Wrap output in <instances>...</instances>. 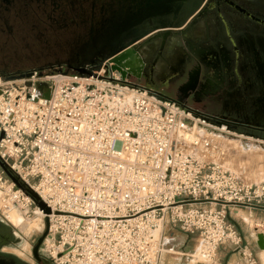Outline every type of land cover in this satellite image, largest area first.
<instances>
[{
	"label": "built area",
	"instance_id": "1",
	"mask_svg": "<svg viewBox=\"0 0 264 264\" xmlns=\"http://www.w3.org/2000/svg\"><path fill=\"white\" fill-rule=\"evenodd\" d=\"M112 64L83 68L95 77L35 70L0 83V162L50 214L1 164L0 209L31 212L43 232L47 219L55 264H161L175 231L197 236L211 262L228 244L253 264L232 215L264 210V183L225 167L223 130ZM42 82L49 99L38 98Z\"/></svg>",
	"mask_w": 264,
	"mask_h": 264
},
{
	"label": "flooded vegetation",
	"instance_id": "2",
	"mask_svg": "<svg viewBox=\"0 0 264 264\" xmlns=\"http://www.w3.org/2000/svg\"><path fill=\"white\" fill-rule=\"evenodd\" d=\"M15 1L0 0V8L8 11ZM258 1L26 0L41 5L49 26L73 34L49 68L75 73L134 47L130 54L141 68L131 73L136 83L183 103L225 135L264 140V9L253 6ZM40 238L32 260L23 259L7 250L22 238L3 228L0 256L5 264H55L46 237L35 252Z\"/></svg>",
	"mask_w": 264,
	"mask_h": 264
},
{
	"label": "rangeland",
	"instance_id": "3",
	"mask_svg": "<svg viewBox=\"0 0 264 264\" xmlns=\"http://www.w3.org/2000/svg\"><path fill=\"white\" fill-rule=\"evenodd\" d=\"M40 6L37 2L28 3L26 0H16L10 10L7 11L4 7L0 8V83L20 80L25 78L20 76L27 75L35 70L54 71L56 70L55 68H49L48 66L55 65L57 63L55 60L64 56V45L73 37V34L64 32L57 27L52 28L49 26L44 10ZM253 6L264 9V2L259 0L253 3ZM52 8L54 7L50 6L48 11L51 12ZM142 51L141 54L145 56V50ZM125 54H121L113 61V70L119 76H125L136 83L131 70L122 64L127 59V57L124 58ZM217 139L223 140H221L220 144L225 151L223 163L226 168L237 175L243 182L264 183V151L257 150L260 147L264 148V140L256 138L246 139L237 133L230 136L222 134V136H217ZM241 147L242 149L248 148V152L242 151ZM237 148L241 149L240 152H238ZM246 153L253 155V157L251 158ZM246 157L251 159L246 160ZM235 160L237 163H235ZM22 211L29 219L37 218L31 212ZM6 212L8 211L0 209V218L5 222H9L5 217ZM236 214L232 215V219L239 225L241 234L245 236L246 244L250 247L253 246V264H264V257L256 256L259 253L257 236L264 234V225L261 227L258 222H255L254 217L252 222L249 214L245 213L244 210H239ZM246 217L249 221H246ZM12 224L16 228L9 225L17 231L22 239L16 246L7 248V250L23 259L32 260L30 256L31 248L43 231L36 228L32 231H22L16 223L13 222ZM166 237L170 247L167 254L164 255L161 264H205V262L199 261L197 236H190L180 231H175L167 232ZM249 246L248 248L251 250ZM46 247L49 249L48 243ZM222 247H227L226 250L229 256H219L216 253L214 260L210 264H225L227 259H229L230 264H247L242 255L240 256L241 261L233 262L232 255L234 254V249H236L234 246L225 245Z\"/></svg>",
	"mask_w": 264,
	"mask_h": 264
},
{
	"label": "water",
	"instance_id": "4",
	"mask_svg": "<svg viewBox=\"0 0 264 264\" xmlns=\"http://www.w3.org/2000/svg\"><path fill=\"white\" fill-rule=\"evenodd\" d=\"M134 53L135 49L134 47H131L127 52H125L126 54L124 55V58L129 55L130 53ZM78 73L81 76H93L95 77V75L93 74V72H91L90 70H85V69H80L78 70ZM31 73L27 74V75H22L20 77H30ZM37 86L40 87V93L38 95V98H45V99H49L51 97V89H50V85L49 83L46 82H42L39 83ZM35 98V99H38ZM1 167L3 168V170L5 171V173L7 174V176L21 189L23 190L24 193H26L27 195L31 196V198L35 201V203L37 204V206L40 208V210H42L44 212V214L49 215L50 214V209L40 200V198L38 197V195L36 193H34L32 190L29 189V187L22 182V180L16 175L14 174L7 166L3 165L1 162ZM3 228H6L8 230V232L13 231V229L8 226V225H4L3 220L0 218V235L3 232ZM48 234V220L46 219L45 221V230L44 232L41 234V238L38 242L37 248L35 250V252L37 251L38 247L41 245L43 239L45 237H47ZM257 245L258 247L264 251V234H259L257 236ZM0 264H5L4 260L1 258L0 256Z\"/></svg>",
	"mask_w": 264,
	"mask_h": 264
},
{
	"label": "bare ground",
	"instance_id": "5",
	"mask_svg": "<svg viewBox=\"0 0 264 264\" xmlns=\"http://www.w3.org/2000/svg\"><path fill=\"white\" fill-rule=\"evenodd\" d=\"M127 59L122 63L126 68H129L131 70V72L135 73V74H139V71L141 68L138 67V62L139 60H136V58L133 56V54H129L126 56ZM143 64V63H142ZM36 93L39 94L40 93V87L39 86H36ZM223 130V129H222ZM222 140V139H221ZM221 140L220 139H217V142L221 143ZM223 141V140H222ZM226 143V142H225ZM240 148V147H239ZM239 148H237V150H239ZM242 149V147H241ZM240 149V150H241ZM240 150L238 152H240ZM257 150H263L264 151V148L263 147H260L258 148ZM242 151H247L248 152V148H245V149H242ZM256 152V150H255ZM258 152V151H257ZM237 153V151H236ZM252 153V152H251ZM250 153V154H251ZM263 153V152H261ZM247 154V153H246ZM237 155V154H236ZM241 155V154H240ZM243 155H245L243 153ZM242 155V157H243ZM249 155V154H247ZM261 155V154H260ZM235 156V155H234ZM238 156V155H237ZM251 156V155H249ZM236 157V156H235ZM240 157V156H238ZM245 157V156H244ZM253 157V155L251 156V158ZM255 157V156H254ZM262 157H263V154H262ZM234 158V157H233ZM241 158V157H240ZM239 158V159H240ZM249 157V159L246 157V160H250L251 159ZM257 158V157H256ZM242 159V158H241ZM245 159V158H244ZM238 160V159H237ZM236 161V160H235ZM251 162V161H250ZM237 163V161L235 162ZM236 167V166H235ZM250 171V170H249ZM248 171V172H249ZM258 174V173H257ZM5 217L8 219L9 223L14 227L16 228V226H14L12 223H16L19 228L22 230V231H32L33 229H39L40 231L43 230V227H42V223H41V219L40 218H35V219H29L25 216V213L22 212L20 209H17L15 207H11L8 212L5 213ZM244 219V218H243ZM13 222H12V221ZM245 220V219H244ZM246 221H249V219L246 217ZM198 253V251H197ZM211 258L208 256H200L199 257V261L201 260L202 262H205V264H208L211 262L210 260ZM196 260V259H195Z\"/></svg>",
	"mask_w": 264,
	"mask_h": 264
},
{
	"label": "crops",
	"instance_id": "6",
	"mask_svg": "<svg viewBox=\"0 0 264 264\" xmlns=\"http://www.w3.org/2000/svg\"><path fill=\"white\" fill-rule=\"evenodd\" d=\"M244 211H245V213L249 214V217L252 220V222H253V217H254L255 222H258L261 225V227L264 225V210L259 209V210H254V211H251V212H249V210H244ZM190 236H192V235H190ZM226 246H230V245H226ZM226 248L225 247H220L217 254L219 256H227V255L229 256V254H227ZM250 249H251V252H253V246H251ZM257 249H258L259 253L256 254V256H262V258H263L264 257V251L261 250L259 247ZM232 256H233V262H236L237 260L241 261V259H240L241 258L240 257L241 256V252L237 248L234 249V254ZM228 260L229 259H227L225 261V264H230L229 263L230 261H228Z\"/></svg>",
	"mask_w": 264,
	"mask_h": 264
}]
</instances>
